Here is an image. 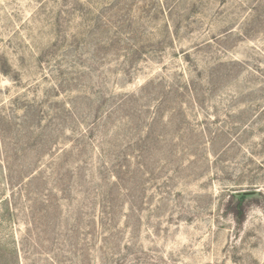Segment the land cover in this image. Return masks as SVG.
<instances>
[{
  "label": "rangeland",
  "instance_id": "1",
  "mask_svg": "<svg viewBox=\"0 0 264 264\" xmlns=\"http://www.w3.org/2000/svg\"><path fill=\"white\" fill-rule=\"evenodd\" d=\"M0 264H264V0H0Z\"/></svg>",
  "mask_w": 264,
  "mask_h": 264
},
{
  "label": "trees",
  "instance_id": "2",
  "mask_svg": "<svg viewBox=\"0 0 264 264\" xmlns=\"http://www.w3.org/2000/svg\"><path fill=\"white\" fill-rule=\"evenodd\" d=\"M252 195L241 194L239 192L233 193L230 199V205L233 207L235 213V220L237 223L244 221V206Z\"/></svg>",
  "mask_w": 264,
  "mask_h": 264
},
{
  "label": "water",
  "instance_id": "3",
  "mask_svg": "<svg viewBox=\"0 0 264 264\" xmlns=\"http://www.w3.org/2000/svg\"><path fill=\"white\" fill-rule=\"evenodd\" d=\"M241 194H247V195H254L256 193V191H243V192H239Z\"/></svg>",
  "mask_w": 264,
  "mask_h": 264
}]
</instances>
